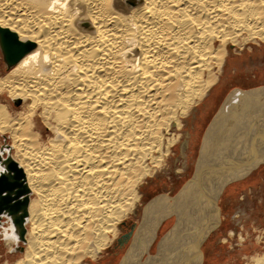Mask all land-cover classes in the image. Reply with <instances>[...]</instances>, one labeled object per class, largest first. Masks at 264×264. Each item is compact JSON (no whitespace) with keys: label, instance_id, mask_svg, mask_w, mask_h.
Segmentation results:
<instances>
[{"label":"bare ground","instance_id":"obj_1","mask_svg":"<svg viewBox=\"0 0 264 264\" xmlns=\"http://www.w3.org/2000/svg\"><path fill=\"white\" fill-rule=\"evenodd\" d=\"M262 42L264 0H0V156L27 199L23 238L9 217L0 226L9 253L23 244L6 264H104L140 206L118 263L201 264L220 193L264 164V85L222 100L175 194L142 188L232 57Z\"/></svg>","mask_w":264,"mask_h":264},{"label":"rangeland","instance_id":"obj_2","mask_svg":"<svg viewBox=\"0 0 264 264\" xmlns=\"http://www.w3.org/2000/svg\"><path fill=\"white\" fill-rule=\"evenodd\" d=\"M7 43L8 46H12L11 43ZM259 47L263 49H259L255 57L246 59L247 56L255 55V52L258 51L256 49ZM254 48L256 49H247L244 54H240L236 62L234 61L235 58L232 59V65L228 67L229 72L227 71V75L225 74L220 84L217 85L218 93L216 94V99L214 101L210 100V95H207L194 111L189 124L183 129L186 132L185 136L176 147V152L172 153L167 159L168 164L163 169L164 172L161 171L157 178L149 180L142 188L145 200L149 201L152 196L163 193L173 195L190 178L206 128L214 118V114L222 100L229 92L234 88L248 90L263 85L264 79L261 78L262 74H264V69L261 71L262 64L260 61L264 57H261L262 54L260 53L264 52V42L256 44ZM238 66L240 67L239 69L236 68ZM235 69V73L231 72L235 71ZM19 105L14 104V109L18 110ZM8 144V137L0 134V150L7 147ZM222 193L217 199L220 209V222L201 243V250L204 253V260L201 264H245L250 261L248 259L251 255L260 254L261 251H264V164L252 173L245 175L241 181L229 183ZM139 209H137L138 216L132 215L127 220V226L119 238L117 246L107 249L102 254L104 264L121 263V259L125 256L130 246V240L128 239L136 231V226L140 223L139 214L141 210ZM172 220L165 219L156 230L155 236L157 237H155L153 245L151 244L149 252L154 253L158 240L161 239L162 235L164 236V232L168 230ZM1 221L6 227L7 218L3 217ZM127 232V241L122 244L126 240L123 236ZM21 247H23V244L19 243L16 249L9 253L0 236V264L12 261L11 256L18 254L21 251ZM8 257L11 259H8Z\"/></svg>","mask_w":264,"mask_h":264},{"label":"water","instance_id":"obj_3","mask_svg":"<svg viewBox=\"0 0 264 264\" xmlns=\"http://www.w3.org/2000/svg\"><path fill=\"white\" fill-rule=\"evenodd\" d=\"M10 49V47H8V49L4 47V55L6 58L9 57L6 61L7 64L13 63L19 57L12 56L9 52ZM0 166L3 167V171H0V226L2 224V218L9 217L12 223L17 226L19 238L22 239L27 199L24 197V199L21 200L20 197L25 195L26 190L18 169H16L14 164L7 157L2 159L0 156Z\"/></svg>","mask_w":264,"mask_h":264},{"label":"crops","instance_id":"obj_4","mask_svg":"<svg viewBox=\"0 0 264 264\" xmlns=\"http://www.w3.org/2000/svg\"><path fill=\"white\" fill-rule=\"evenodd\" d=\"M259 49H263V48L259 47L258 49H256V50H258V51L255 52V55H252V56H250V57L247 56L246 59H247V58L251 59V58L255 57L256 54L259 52ZM261 51H262V50H261ZM260 54H262L261 57H264V52H263V51H262V53H260ZM258 55H259V54H258ZM233 58H235V59H234L235 62H236L237 59H238V58L235 57V56L232 57V59H233ZM231 61H232V60H231ZM260 63L262 64V69H261V71H263V69H264V59L261 60ZM230 65H232V62H230L229 66H230ZM236 68L239 69L240 67L238 66V67H236ZM231 72L235 73V72H236V69H235V71H231ZM231 72H230V73H231ZM257 78H258V77H257ZM261 79H264V74H262V78H261ZM263 85H264V82H263Z\"/></svg>","mask_w":264,"mask_h":264},{"label":"snow or ice","instance_id":"obj_5","mask_svg":"<svg viewBox=\"0 0 264 264\" xmlns=\"http://www.w3.org/2000/svg\"><path fill=\"white\" fill-rule=\"evenodd\" d=\"M0 171H3V169H2V168H0Z\"/></svg>","mask_w":264,"mask_h":264}]
</instances>
